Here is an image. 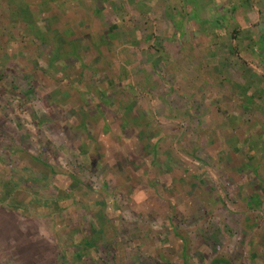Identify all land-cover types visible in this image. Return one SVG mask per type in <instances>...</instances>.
<instances>
[{
    "label": "rangeland",
    "instance_id": "rangeland-1",
    "mask_svg": "<svg viewBox=\"0 0 264 264\" xmlns=\"http://www.w3.org/2000/svg\"><path fill=\"white\" fill-rule=\"evenodd\" d=\"M10 2L13 12L0 9V188L18 202L0 208V239L31 229L39 264H61L64 245L83 249L79 264H264V0ZM241 35L251 56L237 54ZM16 50L34 57L33 72ZM47 61L48 80L36 73ZM248 80L252 107L237 89ZM220 114L236 116L235 175Z\"/></svg>",
    "mask_w": 264,
    "mask_h": 264
},
{
    "label": "crops",
    "instance_id": "crops-1",
    "mask_svg": "<svg viewBox=\"0 0 264 264\" xmlns=\"http://www.w3.org/2000/svg\"><path fill=\"white\" fill-rule=\"evenodd\" d=\"M9 3H11L10 0H2V3H0V9L2 10L4 8H7V10H9L10 12H13L12 6ZM25 5L26 6H24V8L27 9V6H29V5L28 4H25ZM21 9L22 8H20V10ZM20 10H17V8H16L14 10V11H16L15 18L10 17L11 19L9 21V24L11 26L17 27L18 25H20V22L18 21V19L19 18L22 19V17L24 18L23 15L18 13V11L20 12ZM41 10L43 12L46 11V9L45 8L43 9L42 7H41ZM41 10H40V8H37V11H41ZM10 12H9V14L12 15ZM23 21H24V26H25V31L24 32L27 33V26L28 25L30 26V24H32V23L29 24L28 22L26 23L25 20H23ZM221 22H222V20L221 21H219V20L217 21L218 24H220ZM239 23H241V22H239ZM89 33H91V32L89 31ZM48 35H49L48 33L44 34V31L42 30L39 34H37V37H39L40 40L43 41V40H46L47 37H49ZM58 36H59V32H57V36H55V37L58 38ZM10 37L11 36H9V38ZM258 38H259V36H258ZM248 41L251 42L250 43V47H251L252 43H253V41L251 39V36L247 37V35H241V37H239V39L237 41V54L239 56H243V55L251 56L252 55L251 51L247 50V47H246V44H245ZM21 45H22L21 50H22V48H26L27 47L26 44L22 43ZM62 45L61 46L57 45L56 49L58 51L54 52V55H56L57 59L59 57L63 58V56L65 55V53H64L65 52V47H64L65 45H63V46ZM0 47H1V45H0ZM242 48H243V50H242ZM16 51H17L16 53L13 52V54H12L14 59H17L20 62V65L22 64L21 66L24 67L26 71H28V72H29V70L32 71L34 69V66H35V61L33 62L34 57H31V56L28 57V56H25L24 54H22L23 52H21V51L18 52V50H16ZM258 52H259L258 53L259 56L264 59V55L259 50H258ZM44 54L45 53H43V56H45L44 58H46V56H48L50 58V55H49L50 52H47L45 55ZM54 55H52V57H54ZM51 68L52 67H51L49 61H47V66H45V67L41 66L40 68L36 69L37 70L36 73L41 78L45 77L48 80L47 76H48V73L51 71ZM81 70H82V68L79 67L78 68V72L77 73H76V71L74 72L75 75L80 76ZM219 70H218V72H219ZM73 71L74 70H72V72ZM213 72H214V68H213ZM249 80H248V84L245 83L244 86L242 85V83L237 82V89H239L241 91L243 89V91H242L243 94H241V96H243V98L241 100L244 101V104L246 106L249 105V107H252L255 104V103L253 104L252 100H253V97L256 98L258 96V89L256 88L255 85H253L251 82H249ZM127 90H128V88H127ZM122 91H124V90L122 89ZM247 91H248V94H247ZM121 96L123 98H125V99L127 98L126 95L124 96L123 94H121ZM239 101H240V99H239ZM217 118H218V120H217L218 131H219V133L222 132V131L224 132V141H221V139L218 138V140H219L218 146L221 149H225V154H229V155H231V157L232 156L234 157L233 161H235V162L232 161V163H230L231 165L229 166V169L231 170V173L233 175H235V172L237 171V144L235 142L236 139H237L236 138L237 136L231 135L230 133L232 131L235 133V131H237L236 130L237 127L236 126H232L229 122L234 121L236 116H232V115L231 116H227V115H223L222 116L220 114V115H217ZM259 122H262V121L259 120V118H252L251 122H250L251 126L247 130L256 129V132H257L258 126H259L258 125ZM223 123H229V124L228 125L225 124L226 126H224ZM233 128H234V130H233ZM226 134H227V136H226ZM0 151H1V149H0ZM20 153L22 155H25V156L29 155L30 159H32V160L34 159L31 156V153L29 154L28 151L27 152L21 151ZM38 165H39V167L41 169H45L47 171H49L51 169L50 165L48 163L43 162V161L41 162V164H38ZM1 171H2V165L0 164V173H1ZM188 171L190 173L192 170L190 169ZM189 175L192 176V173H190ZM4 184L5 183H3L2 178L0 177V187L2 185L4 186ZM13 189H14V187L11 188V190H13ZM17 194H18V192H13V193L11 191L2 192V190L0 188V208L5 207V205L3 203H4L5 200L8 201V198L11 199L9 201H11L12 203L18 202L17 198L15 197ZM251 200H252V198H251ZM253 201L257 202V198H253ZM9 211H13L16 214L18 211H20V208H18V206L15 205ZM1 227H4V226H2V223L0 225V228ZM4 228L9 229L7 227H4ZM13 230L15 232V233L13 232V236L5 235L6 239L9 238V240H10L9 242L10 243H8V244L6 243L5 244V242H4L5 238L4 239L3 238L0 239V242L3 241V242L0 243V245L4 248V249H2L3 253H2V258H1L3 260H1L0 264L1 263L2 264H39L40 261L42 262L43 258H44L43 257L44 255H43L42 252H41V254L32 253V250H35V249L32 246L34 240H33V237H32L33 232L31 231V229H29L27 227H24V228L17 227V228H14ZM22 240H24L25 242H23ZM28 243L30 245H28ZM86 246H87L86 244L83 245V247H86ZM82 252H83V249L73 251V250H71V248H69L68 246L64 245L63 248H59V250H58L59 254L58 255L61 258L60 259L61 264H79V261H82V256H81ZM77 258H78V260H77Z\"/></svg>",
    "mask_w": 264,
    "mask_h": 264
},
{
    "label": "trees",
    "instance_id": "trees-1",
    "mask_svg": "<svg viewBox=\"0 0 264 264\" xmlns=\"http://www.w3.org/2000/svg\"><path fill=\"white\" fill-rule=\"evenodd\" d=\"M223 19H224V14L218 16V20H219V21H221V20H223ZM259 42H260V47H261L262 45H264V30H262V32H261V34H260V36H259Z\"/></svg>",
    "mask_w": 264,
    "mask_h": 264
}]
</instances>
